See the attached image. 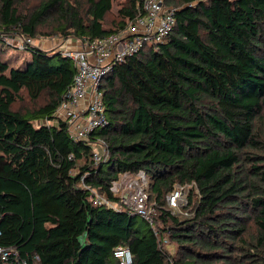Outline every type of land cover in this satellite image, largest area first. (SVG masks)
Wrapping results in <instances>:
<instances>
[{
    "label": "trees",
    "instance_id": "16d2710c",
    "mask_svg": "<svg viewBox=\"0 0 264 264\" xmlns=\"http://www.w3.org/2000/svg\"><path fill=\"white\" fill-rule=\"evenodd\" d=\"M25 1L0 0V34L34 38L54 17L66 36L104 38L143 0H129L110 24L114 0H40L23 12ZM167 3L176 8L171 35L104 77L108 121L87 140L54 120L73 84L72 59L0 35V245L42 264H119V246L133 264H213L236 251L264 264V0ZM24 91L47 101L16 110ZM100 142L107 156L96 162ZM139 170L152 177V223L96 200H116L112 182ZM193 181L200 198L191 193L183 209L193 214L173 213L167 195ZM165 236L181 256L168 252Z\"/></svg>",
    "mask_w": 264,
    "mask_h": 264
},
{
    "label": "built area",
    "instance_id": "2783aa9c",
    "mask_svg": "<svg viewBox=\"0 0 264 264\" xmlns=\"http://www.w3.org/2000/svg\"><path fill=\"white\" fill-rule=\"evenodd\" d=\"M175 15L176 8L169 5L167 0H143L138 5L135 18L120 32L93 40L77 38L76 41L80 42L77 48H63V54L74 62L76 73L72 86L54 113L55 122L66 121L74 140H87L94 130L105 126L108 119L102 89L104 77L116 65L125 62L144 47L153 46L158 49L159 44L166 42L171 35L176 24ZM26 42L30 43L31 38ZM19 47L24 48V45ZM99 146L103 150L100 151ZM106 156L105 143L100 142L94 149V159L99 162ZM151 181L152 177L145 170L121 172L110 187L116 200H108L103 195H98L96 200L117 209L127 208L152 223L154 208L148 193ZM191 193L193 200L200 198V189L195 181L176 183L166 198L168 208L173 213H183L184 207L189 205ZM186 212L187 215L193 213ZM168 241L169 238L165 236L163 242ZM114 256L119 264L134 262L128 247H117ZM0 264H42V260L40 255L24 254L14 246L0 245Z\"/></svg>",
    "mask_w": 264,
    "mask_h": 264
},
{
    "label": "rangeland",
    "instance_id": "374dc122",
    "mask_svg": "<svg viewBox=\"0 0 264 264\" xmlns=\"http://www.w3.org/2000/svg\"><path fill=\"white\" fill-rule=\"evenodd\" d=\"M128 1L129 0H114L113 8L106 18L107 24H110L113 22V20L119 18V9L123 7ZM39 2L40 0H26L23 4V12L33 11L37 7ZM18 31L19 30H13L12 32L1 33L0 35L6 41H8L9 44L19 47L24 45V42H26L28 37L23 36L22 34L18 33ZM76 39L77 37L73 35L66 36L64 33H62L60 29H58L57 18L52 17L44 24L39 26L38 34L36 37L31 38L30 44L48 51H61L66 47L77 48L80 42L76 41ZM23 97V99L17 101L14 105V108L16 110H20L22 112L39 107L41 104H44L47 101V96H42L39 100L33 101L29 98L25 91L23 92ZM98 149L100 151L103 150L101 146H99ZM186 213V211H183L182 215H187ZM153 214L155 215L156 211H153ZM192 214L193 213H189L188 215ZM166 249L174 257L181 256V248L174 239L169 240ZM224 254H228V256L230 254L231 256L224 257L222 262L214 261L213 264H248L247 262H245V259L241 257L243 255L242 251H236V253L234 254H231L229 252Z\"/></svg>",
    "mask_w": 264,
    "mask_h": 264
}]
</instances>
